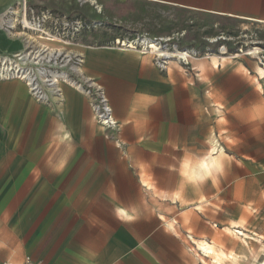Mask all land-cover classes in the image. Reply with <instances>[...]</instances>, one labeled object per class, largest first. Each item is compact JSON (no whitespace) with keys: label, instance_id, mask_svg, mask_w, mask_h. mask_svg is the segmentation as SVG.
<instances>
[{"label":"crops","instance_id":"1","mask_svg":"<svg viewBox=\"0 0 264 264\" xmlns=\"http://www.w3.org/2000/svg\"><path fill=\"white\" fill-rule=\"evenodd\" d=\"M17 1L0 0V18ZM97 1L119 22L123 8L137 5L264 24V0ZM22 48L0 28V55ZM77 49L120 130L101 126L70 85L48 105L24 82L0 80V262L203 264L187 227L217 233V210L208 207L203 224L200 207L219 199L220 169L193 173L213 145L234 150L235 131H264V66H213L210 57L213 65L173 60L162 70L151 53L87 37Z\"/></svg>","mask_w":264,"mask_h":264},{"label":"rangeland","instance_id":"2","mask_svg":"<svg viewBox=\"0 0 264 264\" xmlns=\"http://www.w3.org/2000/svg\"><path fill=\"white\" fill-rule=\"evenodd\" d=\"M8 1L2 0L5 5ZM28 1L37 7H45L71 16H81L84 20L99 22V27L92 29L84 37L96 44H111V41L117 37L121 38V41L123 38L131 39L137 36L161 38V50L164 52L195 50L197 52L195 59H190L195 66L200 60L206 62L205 64H211L209 58L212 55L219 57L218 63L243 62L256 69L264 62L263 23L200 15L179 9L165 11L152 7L140 9L137 5L134 7L128 5L123 8L122 14L125 20L119 22L109 13L110 11L106 12L105 7L97 0ZM131 9L136 13H131ZM140 11L143 15L139 14ZM146 13L155 15L154 23L148 20ZM255 79L253 77V81ZM257 87L260 89L258 83ZM249 95L253 99L255 90L251 89ZM235 134L234 137L228 138L234 150L225 151L226 153L222 155L224 163L218 172L220 175L219 199L213 202L210 199H201L203 203L200 211H202L203 224L205 219L209 218L206 217L207 212L210 211L208 207L212 206L213 210H217L215 221L218 225L217 233L211 236L204 227L202 232H195L192 231L191 226H188L187 234L194 238L215 240L228 251L236 252L240 256L241 264H263L264 131H235ZM259 141L263 142L259 143ZM248 146L249 151L242 150L243 147ZM226 163H229L228 168L224 167ZM223 174L228 182L222 181ZM233 221H237L249 234L246 239L248 245L227 229L223 230V227L231 225ZM188 239L191 242L190 248L193 249L192 239L189 237ZM198 257L201 259L200 256ZM207 260L208 264H217L211 258ZM222 264H233V262L226 260Z\"/></svg>","mask_w":264,"mask_h":264},{"label":"built area","instance_id":"3","mask_svg":"<svg viewBox=\"0 0 264 264\" xmlns=\"http://www.w3.org/2000/svg\"><path fill=\"white\" fill-rule=\"evenodd\" d=\"M98 27L99 22L37 7L28 0H18L1 15L0 28L12 38H20L23 48L0 55V80L24 82L37 102L48 105L62 102L64 86L70 85L86 95L96 121L106 130L118 133L120 124L114 117L106 91L84 72L85 56L77 49L84 37ZM122 40L117 37L110 45L151 53L162 70L173 61L172 56L159 53L161 38L137 36ZM181 52L187 55L177 57L175 61L192 69L190 59L197 52L188 49ZM262 64L264 66V62ZM0 264L13 263L4 261ZM24 264L34 262L28 258Z\"/></svg>","mask_w":264,"mask_h":264},{"label":"bare ground","instance_id":"4","mask_svg":"<svg viewBox=\"0 0 264 264\" xmlns=\"http://www.w3.org/2000/svg\"><path fill=\"white\" fill-rule=\"evenodd\" d=\"M152 47L154 50H158V47L156 45H152ZM158 51H159V53L164 52L162 50H158ZM164 54L175 57V59H173V60H176L177 57L187 55V54L182 53L180 51L173 52V53L164 52ZM218 58L219 57L216 55L211 56L212 63L214 65L219 64ZM258 71L260 74L264 73V71L261 68H258ZM222 155H223V149H219L217 151V147L215 145H213L211 148V151L200 160V166L198 165L199 168L197 167L198 169L196 168L197 170H195L194 171L195 173H193V174H196L195 176L203 178V177H205L206 173L208 174V172H210V171L219 170L221 168V158H223ZM192 177H193V175H192ZM226 229L229 232H231L233 235L240 238L244 243L247 244L246 239L249 237V234L246 232V230L244 228H241V225L237 221H233L232 224L230 225V227H227ZM239 235H241V236H239ZM192 243H193V245H192L193 249H195L197 251V253H199L201 260L204 264H208V260H207L208 258H211V260H213V262L217 263V264H222L223 262H226V260H231L233 262V264H241V263H239V257L240 256L236 252L228 251L226 248L221 247L217 242H215V240L209 241L205 238L196 239V238L192 237ZM246 259H247V257H246Z\"/></svg>","mask_w":264,"mask_h":264},{"label":"trees","instance_id":"5","mask_svg":"<svg viewBox=\"0 0 264 264\" xmlns=\"http://www.w3.org/2000/svg\"><path fill=\"white\" fill-rule=\"evenodd\" d=\"M113 40H114V39H113ZM113 40H112V41H113Z\"/></svg>","mask_w":264,"mask_h":264}]
</instances>
